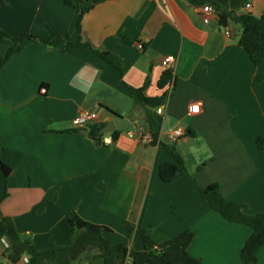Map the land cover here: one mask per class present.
<instances>
[{"label": "crops", "instance_id": "1", "mask_svg": "<svg viewBox=\"0 0 264 264\" xmlns=\"http://www.w3.org/2000/svg\"><path fill=\"white\" fill-rule=\"evenodd\" d=\"M71 1L89 8L80 32L79 12L62 0H0V29L8 35L62 43L30 42L0 69V162L10 170L6 179L0 175V216L10 217L36 250L70 244L65 216L74 212L108 228L104 238L123 245L129 260L144 249L143 228L158 244L191 231L188 253L200 264H241L252 230L212 211L190 178L162 182L158 168L176 164L162 145L174 147L201 187L218 185L245 214L264 213V151L254 143L264 137V84L254 83L264 77V58L253 64L238 45V25L229 23L224 38L218 13L199 15L202 5L187 0ZM246 2L252 15L264 13V0ZM66 38L108 51L117 68L87 50L66 48ZM5 53L0 44V57ZM164 71L173 81L162 114H155L156 145L124 131L115 140L105 134L111 142L96 147L75 131L72 120L91 111L96 123L113 120V112L132 123L131 131L145 129V109L134 103L132 90L159 97ZM195 102L200 113L188 116ZM176 128L185 135L171 143L167 134ZM6 247L1 240L0 264H8ZM97 253L88 249L77 264H103ZM257 261L264 264V247Z\"/></svg>", "mask_w": 264, "mask_h": 264}, {"label": "trees", "instance_id": "2", "mask_svg": "<svg viewBox=\"0 0 264 264\" xmlns=\"http://www.w3.org/2000/svg\"><path fill=\"white\" fill-rule=\"evenodd\" d=\"M64 4L79 12L76 29L80 32V21L82 15L89 10H79L77 3L71 0H62ZM83 0H78V2ZM91 6L102 3L106 0H86ZM191 5H211L218 13V22L222 27L229 23L238 25L241 29V36L238 45L247 54L253 64H258L264 58V13L257 17L251 13L242 12L246 0H187ZM90 6V7H91ZM39 42L49 47L61 45L58 39H44L38 35L23 33L18 36H10L0 29V44L6 46V53L0 57V69L16 53L20 52L28 43ZM66 48L74 47L95 54L113 67L117 66L109 59L108 51L95 50L86 43L78 42L71 44L68 39H64ZM121 72V69H120ZM173 76L170 71H164L158 82L157 88L162 91L157 98L144 96L142 90H132L133 101L145 109L144 125L151 132L154 143L157 144L160 127L156 121L154 109L164 104L168 89L172 84ZM255 84H264V77L257 76ZM113 115L117 114L111 112ZM106 123L98 122L89 125L86 136L93 145L102 146V133ZM76 132L80 130L75 129ZM120 132L110 133L111 139L115 140ZM255 146L259 151H264V137L255 138ZM165 150L175 160L176 164H161L158 168V175L162 182L169 183L182 177H188L193 182L199 196L208 203L211 210L217 212L229 223L244 225L252 230L251 235L245 241L240 251L241 264H258L257 253L264 247V213L248 215L243 212V206L225 199L219 192L218 185L201 187L186 169L182 158L176 149L171 146L162 145ZM10 170L0 162V175L6 179ZM71 229V242L65 246H55L45 250H36L27 237H21L10 217L0 216V241L4 240L7 247L2 255L9 264H18L23 257L27 258L28 264H57L65 261L66 264H77L78 259L83 256L88 249L96 250L97 256L103 264H200V261L191 257L188 248L194 239L191 231H184L163 243H156L152 240L149 229H140L139 236L144 249L136 254L131 260L127 249L121 245H113L108 242L103 232L109 231L100 225L89 223L81 219L74 212L65 216Z\"/></svg>", "mask_w": 264, "mask_h": 264}, {"label": "built area", "instance_id": "3", "mask_svg": "<svg viewBox=\"0 0 264 264\" xmlns=\"http://www.w3.org/2000/svg\"><path fill=\"white\" fill-rule=\"evenodd\" d=\"M242 9H244L247 13H251L253 11V6L249 2H245ZM214 11H215L214 8L209 4H205V5H202L198 8H196V12L199 15H206L209 13H213ZM223 29H224L223 30L224 38H228L230 35V31L226 27H224ZM137 47L141 48V45L139 44V45H137ZM170 61H171V58H168V57L164 58V60L162 61V64L167 65ZM44 92H45V90L42 89L41 93H44ZM162 112H163V105H160V106L155 108V114L157 116H160L162 114ZM199 113H200V104L197 102L192 103L189 106L187 115L188 116H194V115H197ZM96 121H97L96 112H94V111L81 112L80 114H78V116L76 118H74L72 120V126L75 129L83 130V129H86L89 125L96 123ZM126 131H127V135L129 138L134 139L141 144L152 145L154 143L152 134L147 128H145V129L140 128L136 131H131L130 129H128ZM184 135H185V132L182 129L176 128L167 134V139L169 142L175 143L178 140H180ZM110 142H111V139H108V138L103 139V143H105V144H109ZM157 142H158V140H157ZM23 259L25 260V262H27L26 257H23Z\"/></svg>", "mask_w": 264, "mask_h": 264}, {"label": "water", "instance_id": "4", "mask_svg": "<svg viewBox=\"0 0 264 264\" xmlns=\"http://www.w3.org/2000/svg\"><path fill=\"white\" fill-rule=\"evenodd\" d=\"M133 126H132V123L125 119V118H122L120 116H116L114 117L113 120L107 122L102 130V133L103 134H110V133H113V132H124L128 129H131ZM80 133L83 134V135H86L87 134V130H80Z\"/></svg>", "mask_w": 264, "mask_h": 264}, {"label": "rangeland", "instance_id": "5", "mask_svg": "<svg viewBox=\"0 0 264 264\" xmlns=\"http://www.w3.org/2000/svg\"><path fill=\"white\" fill-rule=\"evenodd\" d=\"M101 112V111H100Z\"/></svg>", "mask_w": 264, "mask_h": 264}]
</instances>
